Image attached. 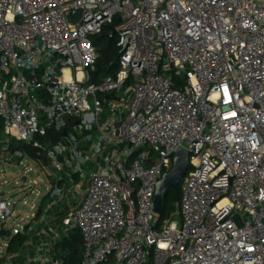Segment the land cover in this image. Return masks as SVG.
<instances>
[{
  "label": "built area",
  "instance_id": "2783aa9c",
  "mask_svg": "<svg viewBox=\"0 0 264 264\" xmlns=\"http://www.w3.org/2000/svg\"><path fill=\"white\" fill-rule=\"evenodd\" d=\"M115 19L126 49L93 82L91 36ZM0 117L3 152H42L46 195L70 200L81 264H264V0H0ZM178 147L190 167L161 221ZM51 232L2 264L47 263Z\"/></svg>",
  "mask_w": 264,
  "mask_h": 264
},
{
  "label": "rangeland",
  "instance_id": "374dc122",
  "mask_svg": "<svg viewBox=\"0 0 264 264\" xmlns=\"http://www.w3.org/2000/svg\"><path fill=\"white\" fill-rule=\"evenodd\" d=\"M123 112H126V109ZM5 152L0 161V200H6L14 213L11 216L0 218V259L4 261L7 257L4 252L7 248L8 237L3 235L2 231L13 236L19 231H25L27 225H31L28 235H31L30 238H35L46 226L54 232L49 233L51 236L48 237V244L44 246L41 259L47 258L48 261L44 264H61L54 255L55 243L62 235L69 233V225L64 224L62 218L66 217L67 212L69 213L70 200L64 199L63 203L58 206V211L53 215L46 213L36 218L38 206L52 189V178L40 161L28 155L20 160L15 153ZM8 157L11 158L8 159ZM80 196L81 193L77 196L76 202L80 201ZM175 218L181 220L180 215H176ZM29 249L32 250L31 245ZM2 255L3 258H1ZM101 264H113V258Z\"/></svg>",
  "mask_w": 264,
  "mask_h": 264
},
{
  "label": "trees",
  "instance_id": "16d2710c",
  "mask_svg": "<svg viewBox=\"0 0 264 264\" xmlns=\"http://www.w3.org/2000/svg\"><path fill=\"white\" fill-rule=\"evenodd\" d=\"M117 25L118 21L115 19L112 25L104 26L99 33L91 36L92 43L97 53L95 69L92 72L93 82H98L106 77L114 76L119 69L116 58L120 49L116 45L115 38H113L111 42H109L108 39L111 27H116ZM6 138L7 134L5 132V124L3 119L0 117V161L1 157H3V142ZM9 142L10 143L7 147L8 152L14 153L16 151H22L34 159H37V161L43 162L44 156L42 152H39L30 145L14 138H11ZM47 197H50V195H45L43 198V201L40 203L36 211V218L44 212L46 207L45 199ZM178 205L179 201H177L175 194L170 192L165 200L164 212L160 217L161 221L171 215V213L176 212ZM27 229L28 226L25 231H19L13 236L7 233L5 234L10 237L6 248L7 253H17L22 249L28 241ZM55 253L61 264H81L83 258V237L79 229H70L68 234L62 235L59 239H57L55 243ZM1 260L2 259H0V263L2 262Z\"/></svg>",
  "mask_w": 264,
  "mask_h": 264
},
{
  "label": "water",
  "instance_id": "95a60500",
  "mask_svg": "<svg viewBox=\"0 0 264 264\" xmlns=\"http://www.w3.org/2000/svg\"><path fill=\"white\" fill-rule=\"evenodd\" d=\"M79 10L74 12V16L79 14ZM116 33V28L111 27V32L108 34L109 42L112 41ZM127 44L119 51L116 60L119 61L121 54L125 51ZM52 142H48L47 146L50 147ZM173 166L172 168L163 173L162 178L156 184L154 205L155 212L158 216H162L164 212L165 200L170 192L175 194L177 201L180 200V184L185 176L188 168L190 167V153L184 147H178L172 152ZM26 180V178H24ZM4 235V232H1Z\"/></svg>",
  "mask_w": 264,
  "mask_h": 264
},
{
  "label": "crops",
  "instance_id": "0c3cea01",
  "mask_svg": "<svg viewBox=\"0 0 264 264\" xmlns=\"http://www.w3.org/2000/svg\"><path fill=\"white\" fill-rule=\"evenodd\" d=\"M80 195V194H79ZM82 197H83V191H82V193H81V196H80V201L82 200ZM77 200V197H76V199H75V201ZM43 201V200H42ZM41 201V202H42ZM79 201V202H80ZM45 204H46V207H45V209H44V212L42 213V214H49V215H53L54 214V212H57L58 211V209H59V205L60 204H62L63 203V201L62 200H56V199H52V198H50V197H47L46 199H45ZM78 202V203H79ZM39 207V206H38ZM41 214V215H42ZM56 214V213H55ZM40 215V216H41ZM67 216H68V212H67V215H66V217H63L62 219H63V222H64V224H66V222H65V220L67 219ZM68 225V224H67ZM28 226V225H27ZM26 226V227H27ZM68 229H71V228H68ZM29 230V227H28V229H27V231ZM4 256H2L1 258H3ZM6 260V258H4V261ZM3 263V261L0 263V264H2Z\"/></svg>",
  "mask_w": 264,
  "mask_h": 264
},
{
  "label": "bare ground",
  "instance_id": "6f19581e",
  "mask_svg": "<svg viewBox=\"0 0 264 264\" xmlns=\"http://www.w3.org/2000/svg\"><path fill=\"white\" fill-rule=\"evenodd\" d=\"M66 76H67V77L69 76V73H68V71H66Z\"/></svg>",
  "mask_w": 264,
  "mask_h": 264
}]
</instances>
